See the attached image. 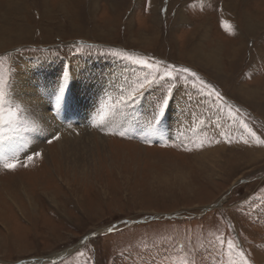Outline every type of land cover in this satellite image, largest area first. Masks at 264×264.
I'll return each instance as SVG.
<instances>
[{"label":"rangeland","instance_id":"obj_1","mask_svg":"<svg viewBox=\"0 0 264 264\" xmlns=\"http://www.w3.org/2000/svg\"><path fill=\"white\" fill-rule=\"evenodd\" d=\"M18 2L24 3L22 11L15 9ZM165 8L166 13L161 11ZM15 24L24 26L25 37L17 38ZM6 26L13 31L6 32ZM1 27L13 37L0 34L4 135L16 131L8 129L20 114L14 84L30 63L63 64L74 78L91 59L124 65L130 90L147 70L112 56V50L160 61L161 69L168 64L188 68L199 77L178 74L170 99L166 83L147 89L129 124L139 131L154 130L142 123L141 113L149 108L161 113L167 99L166 118L156 122L166 121L174 104H187L186 109L194 108V130L205 125L182 143L166 138L147 144L140 134L124 138L109 134L124 130L102 131L97 122L74 121L62 132L89 135L84 139L88 149L79 157L63 158L56 132L44 140L48 156L33 147L1 156L0 264L65 252L56 263L45 264H242L240 251L251 264H264V146L248 137L241 123L264 139V0H0ZM195 47L205 56L217 52L219 71L190 65L187 55ZM185 77L199 88L200 80L210 84L224 100L208 97L207 90L197 95L183 84ZM243 83L245 93H259L257 107L249 105L255 101L248 95L240 96ZM121 91L125 93L109 86L106 93L112 114L124 108ZM70 115L86 118L80 107ZM109 121L112 116H106L107 125ZM214 205L218 207L212 209Z\"/></svg>","mask_w":264,"mask_h":264},{"label":"bare ground","instance_id":"obj_2","mask_svg":"<svg viewBox=\"0 0 264 264\" xmlns=\"http://www.w3.org/2000/svg\"><path fill=\"white\" fill-rule=\"evenodd\" d=\"M23 5L24 3L18 2V4H15V9L17 8L19 11H22L24 9ZM178 21L183 20L178 18ZM248 24V26L253 27L254 30L258 27L252 22H248ZM15 25L16 27H14V32L17 34V38L20 39L21 37H25V35L22 33V29L24 28V26H21V24ZM2 29L3 27H1L0 34H2L5 39L13 38L11 36H7L8 33L2 32ZM6 29V32L13 31L9 30L8 26H6ZM247 29L249 30V28ZM140 37H142V35H140ZM2 46H5V44H3ZM196 47L193 51L189 52L190 54L187 55L189 56V60L192 62V64L190 65L197 66L199 64H203L205 66L201 67V69H203L204 71H209L211 69L214 70V72H216L217 70L219 71L221 59H219L220 57L217 52H214L212 55L209 54V56H205V53L199 52L200 48ZM235 51H233V55H236ZM235 55L234 57H232V59L235 58ZM85 60L83 61V63L85 62ZM117 66H120V68H118ZM84 67L85 69L81 67L78 69L77 74L79 75L77 76V78H74L76 74L72 75L73 73L71 74V72H67L68 70L66 71L64 69L63 64L61 67H59L57 63L53 62L30 63L28 70H26L24 74L19 75L14 84L13 100L14 104L19 109L20 114L15 123H13L12 125L10 124L8 129H15L17 132L15 131L4 135L2 129L3 127L0 126V157H6L10 152L24 151L25 149L30 151L32 147L41 149L43 154L45 153V155L48 156L51 153H49L48 151L49 148L46 149L47 147H45L44 140L47 139V136L52 135V133L54 132L61 136L60 139L57 140V147L58 151L60 150L62 152L63 158L66 160V158L69 159L72 155L79 157L82 151L88 149V146L84 145L87 144V142H84V139L89 135L86 133H83L82 137L81 134L72 135V133L63 135L64 132H62V127L73 125L74 121L76 124L82 123L87 125H93L94 122L95 124L97 122L99 125H103L102 128H100V130L102 131L120 129L128 131L131 135L140 134L143 138H146L145 135L150 132L151 136L147 137V139L162 141L166 138H169L178 140V142L181 143L187 139L190 140V136L197 133V129H200L205 125L200 123L199 127L194 130L196 127V123L194 120L196 119L193 118L192 120H190V117H188V115H183L181 112V109H184L182 111L186 113V110H188L186 109L187 104H182L179 106H176L174 104V107L171 106L166 114L169 117H167V120L163 122H156V119H158V117L156 118L155 114H160L158 113V111L152 113L150 108H145L146 110L141 113L144 116V120L142 123H147L146 125H150L149 127H146L147 129H155L152 131H148L145 129L143 131H139L137 130V128H135L134 125L129 124L133 119L135 120V117H137L138 115V111H136V108L134 106L129 109H127L126 107H121L119 111H117L115 114H112L113 108L109 109L110 106L107 105L105 98L106 93L109 91V86H111L112 88H114L115 86L119 88L122 87L125 89V91H127V77L129 68L123 65L122 69V65L108 62L103 63L99 62L98 60L96 61L92 59L91 61L85 63ZM72 79L73 81H76V84H72ZM247 90L249 92L245 93V90L242 89L241 91H243V95H241L240 93V96L244 98V96L247 97L248 95V97L252 98V100L255 101L253 102V104L250 103L249 105L257 107L258 102L256 101L260 100L257 97L259 93L256 95L255 90ZM123 94V91H121L120 96H122ZM65 96L67 97L65 98ZM200 103H202V100H200ZM60 106L68 108L86 106V121H84V119L82 121L70 119L71 113L68 112V109L62 111ZM104 107L109 110L105 112L103 110ZM51 111L55 112V117L61 119V124L54 119L55 117H53L52 113H49ZM169 112L171 113V116ZM192 115L194 116V114ZM106 116H112L113 120L112 122H110V120V123L108 125L105 122ZM101 117H103V120L101 119ZM154 119L155 123L153 122ZM19 130H21L23 133H21ZM56 133L54 134L56 135ZM1 136H4V138H2ZM215 207L218 206L215 205ZM66 253L68 254V252ZM58 255H51L48 258L53 259Z\"/></svg>","mask_w":264,"mask_h":264},{"label":"snow or ice","instance_id":"obj_3","mask_svg":"<svg viewBox=\"0 0 264 264\" xmlns=\"http://www.w3.org/2000/svg\"><path fill=\"white\" fill-rule=\"evenodd\" d=\"M162 12L166 13L167 9H162ZM89 47H92V45H89ZM111 55L117 58H121L125 61L130 62L132 65L140 66L142 69H145L147 71L144 72L143 75H141L136 82H134L133 86L130 90L125 91V93L121 96V102L124 107L127 109L133 107L143 96L144 92L152 88L154 85L166 83L169 85L168 87V95L169 99L171 97L172 91L176 88L175 82L178 80V74L187 73L188 76L194 77L196 79H199L197 76V73L194 71H191L188 68H178L176 66H173L171 64L164 65L163 69L159 66L161 64L160 61H156L153 63L150 59L145 57H137L134 55L129 54L128 52L119 51V50H112ZM183 84L190 87L195 88V93L199 95V93L206 92V95L208 97L215 96L216 100L223 101L224 98L221 96V94L216 91L215 88H213L210 84L204 82L203 80H200V84L203 85L202 88L196 87L195 85H192L187 77H185ZM6 81L3 78H0V108L3 107L5 98H6ZM215 102V101H214ZM168 100L166 99L164 101V106L161 108V117L163 116L164 111L166 110ZM194 113V108H191L188 110L189 117ZM231 115V111L229 113ZM235 119V117H233ZM103 120V117H101ZM0 120H3V114L0 112ZM183 123V122H182ZM242 123L244 131H246L248 137L253 139L257 145L264 146V139H261L260 136H257V134L250 128L246 123ZM179 128V126H178ZM109 134H116L120 135L124 138H135L132 136L128 131H119V132H113ZM151 133H147L145 135V139L142 141L143 143L151 144L153 143L152 140L147 139V137H150ZM54 139L59 140L60 136L55 135ZM52 140L49 139L48 143H51ZM220 141H217L219 143ZM228 143H231L230 140L225 141ZM242 143L247 145L249 143L248 139H243ZM203 145H198V147H202ZM32 157H29V160H31ZM6 168L14 169L16 167L15 164H5ZM116 226H113L112 228H109L108 231H114ZM99 234V233H97ZM228 248L231 250L233 249V244L231 242H228ZM80 255H83V253H80ZM240 257L242 258V264H251V261L247 258L246 254L243 251L239 252Z\"/></svg>","mask_w":264,"mask_h":264},{"label":"crops","instance_id":"obj_4","mask_svg":"<svg viewBox=\"0 0 264 264\" xmlns=\"http://www.w3.org/2000/svg\"><path fill=\"white\" fill-rule=\"evenodd\" d=\"M203 12H206V11H203ZM209 12H210V10H209ZM211 13H212V12H211ZM235 46H236V47H240V45H235ZM232 48H233V46L231 47V50H232ZM258 55H259V58H260L261 55H262L261 52H258ZM259 58H258V60H259ZM258 60L256 61L257 64L251 68V69H253L254 71H255V69H256L257 67H259V62H260V61H258ZM232 61H233V59H232ZM249 63H250V61H249ZM249 63H248L247 69L249 68V71H250L251 69H250V67H249ZM254 64H255V63H254ZM254 64H253V65H254ZM244 85L247 86V84H244V83H243V84H239V87H240L239 89L241 90V87L244 86ZM247 87H248V86H247ZM240 92H241V91H240ZM243 99H244V98H243ZM175 100H176V99H175ZM170 101H171V100H170ZM172 101H173V100H172ZM243 101H246V99L243 100ZM178 102H180V100H178ZM175 103H177V102L175 101ZM160 105H161V104H160ZM160 105H159V106H160ZM60 107H61V106H60ZM85 107H86V106L80 107V108L82 109V111H83V117H84V114H85ZM161 107H163V104L160 106V109H161ZM74 108H75V107H69V108H68V107H61V110H62V111H65V110L68 109V112L71 113L72 110H73ZM185 114L187 115V113H185ZM156 115H157L156 118L158 117V119L161 117V116H160L161 114H156ZM164 117H165V115L162 116V118H164ZM165 118H166V117H165ZM165 118H164V119H165ZM85 119H86V118H84V121H86ZM158 122H160V120H159Z\"/></svg>","mask_w":264,"mask_h":264},{"label":"water","instance_id":"obj_5","mask_svg":"<svg viewBox=\"0 0 264 264\" xmlns=\"http://www.w3.org/2000/svg\"><path fill=\"white\" fill-rule=\"evenodd\" d=\"M212 208H215V205ZM167 217H171V216H167ZM129 223H133V222H129ZM65 255H66V252L65 253H60L57 257H55L53 259H49V258H41V259H39V258H37V259H30L28 261H22V262H19L17 264H45V263H56L59 259H61Z\"/></svg>","mask_w":264,"mask_h":264}]
</instances>
